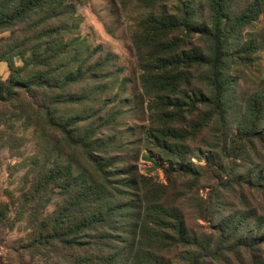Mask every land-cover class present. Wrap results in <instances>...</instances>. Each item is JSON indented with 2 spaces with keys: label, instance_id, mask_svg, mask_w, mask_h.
Here are the masks:
<instances>
[{
  "label": "trees",
  "instance_id": "obj_1",
  "mask_svg": "<svg viewBox=\"0 0 264 264\" xmlns=\"http://www.w3.org/2000/svg\"><path fill=\"white\" fill-rule=\"evenodd\" d=\"M165 1H143L149 12L131 39L148 109L142 157L155 160L167 185L130 165L121 177L107 154L109 138H96L91 125L81 130L80 113H61L88 105L86 92L71 90L97 89L106 66L90 65L88 47L75 37L65 40L74 29L71 0H0V34L9 32L0 36V62L9 69L0 77V101H17L0 108V141L18 147L15 121L38 129L41 157L27 172L33 183L21 209L31 214L30 246L51 254L45 264H233L242 249L249 264H264V214L243 196L245 187L264 195L262 163L244 167L255 141L264 142V89L237 95L264 41V31L248 32L263 0H177L170 10ZM178 177L191 190L210 185L192 209L215 233L186 226L184 206L166 194ZM237 192L241 208L225 196Z\"/></svg>",
  "mask_w": 264,
  "mask_h": 264
},
{
  "label": "rangeland",
  "instance_id": "obj_2",
  "mask_svg": "<svg viewBox=\"0 0 264 264\" xmlns=\"http://www.w3.org/2000/svg\"><path fill=\"white\" fill-rule=\"evenodd\" d=\"M144 0H71L76 7L73 33L65 38L69 41L75 37L79 44L88 47V63H103L106 66L96 75L99 84L94 91L91 85H81L72 88V92L88 94V105L73 106L67 105L63 115L81 114L80 127L84 130L89 125L96 127L98 133L96 138H109L107 154L115 158L114 167L121 177V172L126 166L136 168L141 174H146L158 183L167 185L163 170L155 166V160H147L142 154L145 130L148 126L147 100L143 97L140 82V68L134 53L132 36L136 31V24L149 12ZM177 0H166L163 6L170 10L176 5ZM203 2L204 0H200ZM253 0H240L241 4L251 3ZM264 7V0H263ZM264 31V13L254 23L251 34H259ZM4 32L0 36H7ZM261 49L255 54L253 66L246 71L245 78H240L237 88L238 96H245L254 90L264 89V41ZM82 47V45H81ZM90 56V58H88ZM234 74V72H233ZM9 76L7 64L0 62V77L4 80ZM248 91V92H247ZM20 94L23 95L22 92ZM27 98V96H25ZM24 99V98H23ZM22 99V100H23ZM28 98L27 102H31ZM17 102V101H16ZM3 103L0 101V108L11 106L16 103ZM85 107V108H84ZM239 106L237 115L241 114ZM89 108V109H87ZM7 112V111H6ZM15 132L20 139L18 147L11 149L3 141H0V264H45L50 261L51 254L35 250L30 246L34 237V229L31 224L29 211L21 209L23 194L32 187L31 176L27 172L31 170V162L35 157H41L38 146V129L32 124H24L22 121H15ZM101 127L99 128L98 127ZM103 126V127H102ZM234 129V128H233ZM204 137L214 143L212 136L206 132ZM197 143H201V140ZM255 151H249L248 163L245 168L250 169L254 164L261 162L264 166V142L255 141ZM249 146V145H248ZM205 149V147L203 146ZM105 154H101L104 156ZM194 165L203 163L202 159L192 160ZM224 162V161H223ZM134 170V169H133ZM135 171V170H134ZM27 176V178H26ZM188 178L178 177V184L174 187H167V193L173 199H178L186 213V226L198 234L215 233L212 223L199 220L196 211L192 209L196 200L205 198L210 191L208 183H200L191 190L187 184ZM165 194V195H166ZM225 194V193H224ZM225 195L235 208H241L240 193L237 196ZM245 201L255 207L260 214H264V195L255 189H243ZM54 202L59 198L54 195ZM2 205L6 210L1 209ZM54 204L49 205L45 212H51ZM22 214H21V213ZM218 222V220H217ZM216 222V223H217ZM237 259L233 258V264H249L250 252L242 249ZM260 252V251H257ZM264 260V254L260 253ZM63 257V253H58ZM53 260L58 257L53 256ZM211 264H221L211 259ZM176 264H188L177 261Z\"/></svg>",
  "mask_w": 264,
  "mask_h": 264
}]
</instances>
